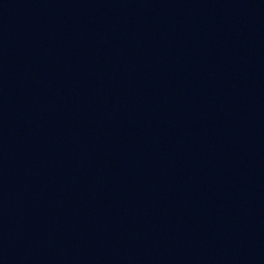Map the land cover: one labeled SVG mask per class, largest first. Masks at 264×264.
Returning a JSON list of instances; mask_svg holds the SVG:
<instances>
[{"label": "water", "instance_id": "water-1", "mask_svg": "<svg viewBox=\"0 0 264 264\" xmlns=\"http://www.w3.org/2000/svg\"><path fill=\"white\" fill-rule=\"evenodd\" d=\"M0 264H264V0H0Z\"/></svg>", "mask_w": 264, "mask_h": 264}]
</instances>
